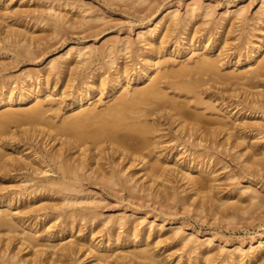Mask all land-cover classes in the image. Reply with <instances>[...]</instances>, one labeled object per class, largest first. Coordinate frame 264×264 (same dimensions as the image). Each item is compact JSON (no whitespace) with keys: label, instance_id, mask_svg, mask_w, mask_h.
<instances>
[{"label":"rangeland","instance_id":"rangeland-1","mask_svg":"<svg viewBox=\"0 0 264 264\" xmlns=\"http://www.w3.org/2000/svg\"><path fill=\"white\" fill-rule=\"evenodd\" d=\"M229 5L244 6V17L222 24L220 17ZM167 8H177L183 22L153 49L157 60L169 64L166 68H182L194 52L184 53L182 44L186 39L192 50L218 58L222 72L244 60L255 42L264 40V0H0V89L12 87L17 91L27 71H37L46 60L68 49L83 45L94 49L82 62L74 61L65 73L51 74L48 86L53 96L46 99L45 108L49 116L46 119L56 126L53 131L45 123L24 120L11 123L7 131L0 133V150L6 153L4 164L0 163V207L19 227L0 226V264H12L9 257L13 252L27 259L37 256L38 264H97L87 248L100 244L108 246L104 250L107 262L103 264H155L149 259L123 256L130 247L140 250L148 246V254L160 264H228L230 261L224 258L230 251L236 247L247 249L264 233V75H258L254 85L235 79L220 81L209 70L198 72L191 63L188 74L163 79L167 97H175L182 104L189 102L190 110L206 113L213 121L211 127L226 122L231 129L201 140L180 127L171 115L178 114L168 103L160 100L152 105L153 111L142 115L147 118L144 123L155 126L152 143L141 150L147 160L166 167V175L158 179V185H148L143 162L137 160L130 165L128 158H121V145L115 146L109 139L95 151V168L107 170L106 177L98 176V171L87 165L78 175L71 174V189L58 181L62 179L60 160L76 150L72 146L75 137L70 133L52 139L68 113L72 94L92 78L99 84L101 76L110 77L116 66L128 67L133 86L142 81L139 70L145 64L143 54L149 46L139 41L138 32L152 25ZM59 13L65 15L64 21L58 20ZM25 32L28 36L23 38ZM28 37L31 42L26 40ZM209 43L214 46L206 49ZM127 44L131 46L124 49ZM117 47L120 49L114 50ZM112 50L116 51L114 64L108 56ZM174 79L200 82L186 96L185 91L169 85ZM180 92L183 95H176ZM112 97L108 88L101 91L97 87L93 100L103 109ZM6 108L0 105V113ZM252 124L259 129H251ZM130 141L129 145L134 146ZM90 144L91 139L87 146ZM60 150L65 151L63 158L52 159L51 154ZM251 151L255 152L252 158ZM22 154L31 156L26 166L11 161V155L19 159ZM180 164L193 168L194 174L201 175L209 186L201 193L205 195L200 199L205 202L203 206L198 199L184 204L183 197L190 187ZM132 174L134 179L126 180ZM39 183L45 186L36 189ZM246 186H252L258 194L254 201L246 200L226 210L214 209L213 202L238 200ZM119 216L125 217V226L115 223ZM22 218L28 221L22 223ZM32 220L36 223L31 230L27 226ZM72 220V227L60 232ZM131 225H137L142 234L150 231L145 242H140L141 235L129 233ZM23 230L34 235L31 241L25 240ZM189 237L191 241L185 242ZM207 237L212 241L215 258L195 261L198 254L192 249L193 243ZM46 256L50 257L48 261ZM255 264H264V260Z\"/></svg>","mask_w":264,"mask_h":264},{"label":"bare ground","instance_id":"bare-ground-1","mask_svg":"<svg viewBox=\"0 0 264 264\" xmlns=\"http://www.w3.org/2000/svg\"><path fill=\"white\" fill-rule=\"evenodd\" d=\"M191 10L194 11L195 7H192ZM244 14V6L229 5L225 8L222 16L220 17L221 23H231L233 18L240 19L244 17ZM57 18L58 20L64 21L65 15L59 13L57 14ZM181 22H183V19H181L179 10L177 8H167L157 15L156 20L152 25H146L140 29L138 32L139 41L148 45L149 50L143 54L145 64H143L139 70V76H141L140 78L142 81H139L136 86H133V84L130 83L131 77L127 75L129 73L128 67L116 66L110 77L101 76L99 84H97V80L95 78H92L91 81L83 82V84L72 94L68 105V113H66L67 115H64L63 117L61 114V124L57 126V132L52 138L53 140H56L59 139V137H63V135H72L75 137L72 142V146H74L76 150L65 160H60L63 158L65 153L64 150L55 151L51 154L52 159H58L61 161L58 168L62 179L58 181L65 189H71V185H69L71 174L78 175L81 170L86 168L87 165H89V168L92 171H98V176L101 175L102 177H106L108 175V171L104 168L101 167V169H98V166L95 168V165L97 164V154L95 151L106 139H109L113 144H116L115 146L121 145V149L119 151L121 158H128V163L130 165L137 160L139 161L138 163L143 162V170L145 171L144 175L146 174L148 178V185L155 183L158 185V179L166 175V167L159 161L151 162L150 160H147L145 153H143L141 149L147 148L152 143L151 133L155 129V126L152 124L143 122L147 118H142V115H148L147 113L153 111L151 106L159 104L160 100L168 103L175 110V113L178 114V116L171 114L172 117H174V120H178V124L182 129L185 128L187 130L189 136L196 134L197 138L202 140L205 137L215 136L224 130L231 129L226 122L219 123L220 125L218 127H211V123H213V121L207 119L206 113L197 110H190L189 102L182 104L175 97H167L168 93L164 90V86L162 84L163 79L167 77L173 79L180 74H186L189 69V64L192 63L194 64V69L198 72L209 70L220 81H231L235 79V81H240L243 84L254 85L256 83L255 78L258 75H264V40L260 41L261 36L264 34L259 37L260 39H257L260 43L255 42L254 45L247 51L245 59L232 63V69L227 72L221 71L219 67L220 60L218 58L213 57V55H209L207 52L199 53L192 50L190 40L186 39L182 44L184 53L188 54V50L190 52H194H192L191 55L184 61L182 68L174 70L173 67L166 68L169 64H163L162 61L157 60V53H153V49L157 42L165 41L169 32ZM184 28L187 30L186 23ZM23 34L24 38L25 34L27 35L28 33L25 32ZM27 39L31 42L29 37L26 38V40ZM130 46L131 45L127 44L124 49L129 48ZM213 46L214 44L209 43L205 48L209 49ZM117 49L119 50L120 48L117 47L114 50L117 51ZM93 51L94 49L88 47V45L68 49L60 53L57 58H50L46 60L43 63V66L37 71H27L22 77V85L17 91H14V88L12 87L8 89H4L2 87L0 89V105L2 107L7 106V108L0 113V133L7 131V128H9L11 123L23 122L24 120L27 122L28 120H36L39 124L45 123V125L49 126V129L53 131V127L56 126L53 121L48 120V109L45 108L46 99L53 96L48 86L50 83V76L51 74L59 76L60 74L65 73V71L72 68L71 65L74 61H76L77 64L82 62L85 54ZM116 51H109L110 53L108 55L110 59L109 61L113 64L116 62L113 52L115 53ZM199 82V79L189 81L174 79L171 80V84L169 85L180 89V91H185L183 94L188 96L187 94L196 90ZM97 87H100L101 91L108 88L109 92H111L113 96L112 99L105 102V107L103 109H99L98 103L93 100L94 94L97 92ZM261 93H264V91H261ZM183 94L180 92L176 95L179 96ZM252 101L256 102V99H253ZM262 103V106L264 107V101H262ZM45 119L47 121H44ZM254 125L255 124L251 125V129H259V127ZM69 133L71 135H69ZM90 139L92 140V144L87 146ZM130 140L134 141V144L132 143L134 146L129 145ZM83 145L84 147H82ZM246 147L247 146H244L242 151L245 150ZM3 150L5 151V149ZM75 153H77L78 156H73ZM5 155L6 153L0 150V163L5 162ZM11 156V161H14L13 163L18 160L17 162H21L20 165L22 166H26L29 163L27 158L31 157H25L22 154L21 157L19 156V159H17L14 157L15 155ZM80 156L82 157L80 158ZM254 156L255 152L251 151L249 157L252 158ZM72 159H74L73 162H69L72 161ZM12 162L10 163L15 166ZM125 167L120 170L126 169ZM180 167L184 172L190 187V190L183 197L184 204H193V202L198 199L197 203L203 206L205 202L200 199L205 195L201 193L203 189L206 187L208 188L209 186L206 184L205 180H203L201 175L194 174L193 168H186L184 164H180ZM198 169L199 172L202 171V168L199 167ZM42 171L47 172V169L42 167ZM133 179L134 174L127 176L126 178V180L129 181ZM43 186H45L43 183H39L36 189ZM157 191H159V189H157ZM63 193L65 198H67L68 194L65 192ZM243 194H246V196ZM257 196L258 194L252 186H246L240 192L238 200L235 202L229 201L230 199L228 202H222L224 207H222V203L220 204V202H213V207L214 209H217V211L223 210V208L226 210L228 208L235 207L238 203L246 200L254 201ZM8 198L9 197H6V199ZM25 200H28V198H25ZM210 202H212V200ZM8 213L9 212L0 207V226L9 225L11 229L13 228L18 230L19 227L13 217H10ZM72 215L73 214H70V216ZM124 218V216H119L115 220V223L119 224L120 227L125 226L126 221H124ZM92 219L93 217L91 216L90 220ZM21 220L22 223H25L28 221V218L24 220L22 218ZM73 222L74 220L66 222L60 229V232L64 231L68 227H72ZM35 223L36 221H30L27 228L32 230ZM33 230H35V228ZM129 233H134L137 236L141 235L142 238L140 242H145V235L150 236V231L142 234L137 225L129 226ZM24 235L25 240L29 241H31L34 237V235L27 233L26 231L24 232ZM188 241H191V237L185 240V242ZM130 243V241H126V245H130ZM71 244L72 243H69L68 248H71ZM141 244L144 245L143 243ZM211 244L212 241L210 240V237H207L204 241H194L192 249L198 254L195 261L201 260L202 257H206L208 261L215 258L216 254ZM66 245L68 244H64L65 247ZM7 249L8 247L4 249V253H7ZM107 249V245L101 246V244L98 246L89 245L87 248V250L94 255L97 264L107 262V256L104 252V250ZM150 250L151 247L149 246L142 247L140 250H133V248L130 247L127 253H123V256L129 257L130 259L135 258V260L136 258L149 259L152 263L160 264L159 260L148 254ZM25 256L26 255L19 256L17 252H13V254L9 257V261H11L12 264L39 263V258L37 256L33 259H27ZM49 259V256L45 257V260L48 261ZM263 260L264 233H262L254 242H251L247 249L236 247L224 258V261H230L228 264H255Z\"/></svg>","mask_w":264,"mask_h":264}]
</instances>
